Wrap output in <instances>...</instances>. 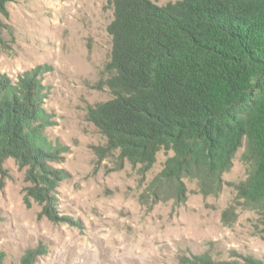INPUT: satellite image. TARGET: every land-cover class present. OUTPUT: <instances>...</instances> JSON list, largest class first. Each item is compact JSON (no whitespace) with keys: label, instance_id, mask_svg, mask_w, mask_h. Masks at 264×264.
<instances>
[{"label":"trees","instance_id":"16d2710c","mask_svg":"<svg viewBox=\"0 0 264 264\" xmlns=\"http://www.w3.org/2000/svg\"><path fill=\"white\" fill-rule=\"evenodd\" d=\"M7 0H0V12ZM113 40L106 85L112 99L91 106L87 119L106 138L101 158L150 171L160 152H172L151 183L156 199L188 198L186 180L205 196H220L223 175L237 154L247 179L236 185L260 215L264 238V0H114ZM45 90L35 70L12 82L0 73V172L14 159L26 169L25 203L58 222L56 191L68 178L54 167L61 151L44 136ZM118 154V155H116ZM237 206L223 213L230 225ZM30 250L21 264H36ZM181 264H264L254 257L216 261L210 255Z\"/></svg>","mask_w":264,"mask_h":264},{"label":"rangeland","instance_id":"374dc122","mask_svg":"<svg viewBox=\"0 0 264 264\" xmlns=\"http://www.w3.org/2000/svg\"><path fill=\"white\" fill-rule=\"evenodd\" d=\"M160 6L180 0H151ZM114 0H7L0 12V73L16 83L38 70L45 90L44 136L61 151L54 167L68 178L56 191L58 222L27 207L26 169L14 159L0 172V264H21L36 250V264H181L210 255L216 261L254 257L264 261L261 218L237 203L236 185L247 179L242 149L220 196L205 197L186 180L188 198L156 199L151 183L173 153L162 151L143 172L117 156L101 158L106 138L87 119L91 106L107 102ZM118 155V154H116ZM237 206L230 225L223 213Z\"/></svg>","mask_w":264,"mask_h":264}]
</instances>
